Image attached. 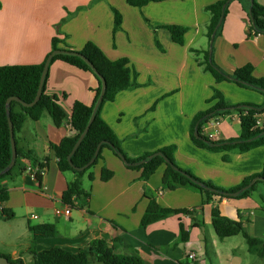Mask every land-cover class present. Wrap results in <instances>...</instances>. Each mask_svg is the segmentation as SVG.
Listing matches in <instances>:
<instances>
[{"label": "crops", "instance_id": "obj_1", "mask_svg": "<svg viewBox=\"0 0 264 264\" xmlns=\"http://www.w3.org/2000/svg\"><path fill=\"white\" fill-rule=\"evenodd\" d=\"M223 1L164 0L137 8L126 0H0V65L41 64L52 51L54 38L62 41L61 47L65 44L75 51L94 43L112 61L128 59L138 86L119 92L102 109V118L121 141L124 153L137 159L175 146L180 168L219 188L233 189L262 172L264 147L245 153H215L197 148L190 137L195 117L216 104L214 89L230 106L264 105V94L232 82L216 83L199 64L211 48V16L205 9ZM259 3L264 6V0ZM250 5V0L229 3L222 32L213 41L214 60L229 74L251 64L254 75L264 79V35L249 36ZM114 11L122 16L121 28L116 31ZM174 25L187 28L184 45L176 44L165 28ZM99 86L91 72L56 61L49 67L45 93L56 98L71 117L76 102L93 104ZM258 121L264 128V112ZM210 132L213 141L239 137L240 116L232 112ZM70 134L47 112L38 121L26 120L18 147L33 160L20 156L13 172L0 181L9 196L0 210L14 213L10 221L0 216V255L34 264L32 249L79 253L88 251L92 241L104 240L117 254L138 255L146 264H264V258L249 252L243 235L221 240L212 218V211L218 208L225 218L241 222L245 234L264 239V182L246 197L203 204L201 193L193 188H165L164 166L145 182L141 171L128 168L111 150L104 149L102 159L90 172L94 179L83 178L90 196L76 200L69 216H58L56 211L67 206L63 193L77 176L60 172L52 145ZM46 160L48 167L37 181L31 173ZM103 168L113 172L108 182L101 180ZM151 198L164 208L190 213L171 215L142 228ZM31 215L37 216L39 226H53L56 235L34 240ZM181 227L188 234L186 240ZM191 253L201 260L191 262ZM90 261L101 264L95 255Z\"/></svg>", "mask_w": 264, "mask_h": 264}, {"label": "trees", "instance_id": "obj_2", "mask_svg": "<svg viewBox=\"0 0 264 264\" xmlns=\"http://www.w3.org/2000/svg\"><path fill=\"white\" fill-rule=\"evenodd\" d=\"M130 6L142 8L150 2H162L164 0H126ZM232 0H226L217 4L208 6L205 11L211 16V21L208 29V37L212 38L220 18L223 15V21L227 14V8ZM115 21L114 30H118L122 25V16L118 11H114ZM249 21L251 29L249 36L264 35V6L259 3V0H251ZM223 22L216 31L215 38L221 34ZM172 40L178 45H184L185 34L187 28L183 26H168ZM63 44L58 38L52 40V51L49 53L45 61L35 65H6L0 66V181L8 177L16 167L18 158L24 156L27 159H32L30 153L21 152L18 147V135L27 119L38 121L42 115L47 112L52 117L57 126L62 125L66 118L65 112L59 106L56 98L46 95V83L49 75V69L46 74L45 82L42 89L40 100L32 107H24L21 103L12 101L9 109H7V101L12 97L20 98L23 102L31 104L35 101L39 89L41 75L47 59L54 51L61 50L64 53L53 55L50 65L56 61H62L84 71L91 72L99 81V88L96 92V97L92 105L87 106L80 102H76L72 114L73 130L70 136L63 139L58 145H52L57 164L60 172H71L77 176V180L68 190L63 193V202L70 207H74L76 200L82 197H89V193L83 187V178L88 175L90 180H93L91 170L102 159L104 149L111 150L124 164L134 170L141 171V179L148 181L156 171L164 166L163 185L170 190L187 187L193 188L201 193L203 204H209L215 199H235L248 196L255 190L256 185L264 182V166L261 173L245 178L242 183L233 189H223L213 185L211 182L204 181L191 172L180 168L175 161V146H167L156 152L147 153L144 156L131 159L123 151L121 141L115 135L111 127L102 118L103 106L108 102H113L117 94L121 91L134 88L137 84V74L130 67L128 59H119L112 61L104 52L94 43H87L80 51L70 49ZM159 47L160 44L157 41ZM82 54L88 62L77 56ZM204 68V71L209 72L214 77L216 83L232 82L239 87L254 90L264 94V79L257 78L254 75L255 68L248 64L237 69L233 74L225 72L219 67L214 60V48L205 52L204 61L199 63ZM49 65V67H50ZM103 78L106 81V91L103 101L98 107L94 121L87 132L85 138L73 154L70 164L68 157L71 154L75 144L79 140L82 133L88 126L97 101L102 91ZM216 101L215 106L207 111L199 113L191 125L190 137L192 143L199 149L210 152L220 153L238 150L240 153H245L264 147V128L257 125L258 117L264 112V105L243 104L238 106H230L224 96L216 89L212 98ZM155 109L153 106L152 110ZM9 110V111H8ZM9 112V115H8ZM232 112L238 113L241 120V135L237 138L222 141H213L203 131L206 123L218 117H225ZM9 117L13 123L15 143L17 147L16 164L10 171L4 173L12 162V143ZM197 132V136L195 135ZM100 150L96 155L98 146ZM162 154V155H159ZM93 159L95 162L85 170L81 168L88 165ZM225 161L226 157L223 158ZM33 160V159H32ZM48 167V160L39 163V172L36 174V180H41L42 170ZM113 177V172L103 168L101 180L108 182ZM238 196L232 197L242 189H245ZM9 198L8 190L0 187V204L7 201ZM187 209H167L158 204L151 198L148 208L141 220V227L146 228L151 224L159 222L171 215L189 214ZM0 216L6 221L14 218V213L9 210H0ZM213 227L217 236L223 240L225 238L243 235L247 241L248 250L250 253L264 258V239L254 238L245 234L241 222L232 221L221 215L220 210L215 208L212 211ZM30 231L33 234L34 240L54 237L56 235L55 228L50 225H42L31 227ZM182 238L187 239V232L181 227ZM115 243H120L116 240ZM116 248H109L104 240H94L91 242L88 251L72 253L60 248L36 252L31 250L34 256V264H91L90 257L95 255L98 262L101 264H146L138 255H121L115 252ZM5 256V255H2ZM12 263L23 264L20 260H13L11 257L5 256Z\"/></svg>", "mask_w": 264, "mask_h": 264}, {"label": "water", "instance_id": "obj_3", "mask_svg": "<svg viewBox=\"0 0 264 264\" xmlns=\"http://www.w3.org/2000/svg\"><path fill=\"white\" fill-rule=\"evenodd\" d=\"M222 22H223V15H222V17L220 18V21H219L218 26L216 27L214 33L212 34L211 43H210V45H211L210 53L212 52V46H213V41H214V38H215V35H216V31H217V29L219 28V26L222 24ZM64 52H65V51H61V50L54 51V52L52 53V55H50V57L47 59L45 65H44V69H43L42 75H41V80H40V84H39V89H38V93H37V97H36L35 101H34L33 103H31V104H28V103L23 102L20 98L12 97V98L8 99V101H7V109H9V106H10V104H11L12 101H16V102H18V103H21L24 107H32V106H34V105L40 100V98H41V95H42V89H43V85H44V82H45L46 74H47V72H48L49 65H50V61H51L53 55H55V54H59V53H64ZM77 56L81 57V58L84 59L86 62H88L87 59H86L82 54H78V53H77ZM101 81H102V91H101V95H100V97H99V99H98V101H97V104H96L95 109H94V111H93V115H92V117H91V120H90L88 126L86 127L85 131L82 133V135L80 136L79 140H78L77 143L75 144V146H74V148H73L71 154H70L69 157H68V160H69V162H70L71 165H72L71 158H72L73 154L76 152V150H77V148L79 147V145L81 144V142L83 141V139L85 138L87 132L89 131V129H90V127H91V125H92V123H93V121H94L95 114H96V112H97V110H98V107H99V105L101 104V102L103 101V98H104V95H105V91H106V87H107V85H106V81H105L103 78H101ZM8 111H9V110H8ZM8 115H9V112H8ZM9 124H10V130H11V143H12V152H13V156H12V162H11V164H10L9 167L4 171V173H6V172L10 171L11 169H13V167H14L15 164H16V160H17V147H16V143H15L13 123H12L10 117H9ZM197 134H198V133L195 132V135H196V136H197ZM100 146H101V145H99L98 148H97L96 155L98 154V152H99V150H100ZM159 155H162V154H159ZM94 162H95V159H93L88 165H86L85 167L81 168L80 170H85V169L88 168L90 165H92ZM246 189H247V188L242 189V190H240V191H238V192H236V193H233L231 196H232V197H236V196H238L241 192H243V191L246 190ZM0 264H19V263H12V262L9 261V259H8L7 257L0 255Z\"/></svg>", "mask_w": 264, "mask_h": 264}, {"label": "built area", "instance_id": "obj_4", "mask_svg": "<svg viewBox=\"0 0 264 264\" xmlns=\"http://www.w3.org/2000/svg\"><path fill=\"white\" fill-rule=\"evenodd\" d=\"M222 117H218V118H215V119H211L209 120L206 125L203 127V131L204 133L209 137V138H213L214 137V134L212 132H210V128L211 127H218L221 122H222ZM62 125H65L71 132L73 130V126H72V116L71 117H68L66 116V118L64 119ZM257 125L260 127V123L259 121H257ZM45 171L42 170V173ZM39 172V169H37L36 171L32 172L31 173V176L36 180V174ZM56 214L58 216H62V215H65V216H69L71 214V207L70 206H66V208L64 210H57L56 211ZM35 221L34 223V226L33 227H37L39 226L38 223L36 222L37 220V216L36 215H31L30 216V221ZM188 259L191 261V262H197V261H200L201 260V257L198 256L197 254L195 253H191L189 256H188Z\"/></svg>", "mask_w": 264, "mask_h": 264}, {"label": "rangeland", "instance_id": "obj_5", "mask_svg": "<svg viewBox=\"0 0 264 264\" xmlns=\"http://www.w3.org/2000/svg\"><path fill=\"white\" fill-rule=\"evenodd\" d=\"M251 1V0H250ZM1 66V65H0Z\"/></svg>", "mask_w": 264, "mask_h": 264}]
</instances>
